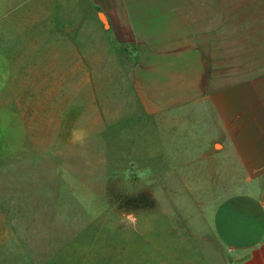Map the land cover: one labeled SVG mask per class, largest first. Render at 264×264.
<instances>
[{
	"label": "rangeland",
	"instance_id": "374dc122",
	"mask_svg": "<svg viewBox=\"0 0 264 264\" xmlns=\"http://www.w3.org/2000/svg\"><path fill=\"white\" fill-rule=\"evenodd\" d=\"M77 6L78 24L91 23L86 33L77 26L78 39L91 43L45 65L14 58L0 95V264L218 263L209 216L235 171L190 169L165 154L180 145L179 123L139 102L148 71L179 82L181 59L125 56L98 1ZM213 60L198 58L202 73L188 59V81H207ZM219 62L223 76L232 59Z\"/></svg>",
	"mask_w": 264,
	"mask_h": 264
},
{
	"label": "crops",
	"instance_id": "0c3cea01",
	"mask_svg": "<svg viewBox=\"0 0 264 264\" xmlns=\"http://www.w3.org/2000/svg\"><path fill=\"white\" fill-rule=\"evenodd\" d=\"M97 1L125 56L181 59L179 82L160 83L149 70L154 78L138 84L145 114L165 111L166 122L179 123L180 145L165 154L180 153L190 169L235 171L209 216L223 251L214 264H264V0ZM77 7V0H0V95L12 86L14 58L45 65L76 57L78 41L91 43L90 34L78 39L77 26L86 33L91 23L78 24ZM204 57L216 59L212 74L189 82L188 59L203 73ZM222 57L232 59L223 76Z\"/></svg>",
	"mask_w": 264,
	"mask_h": 264
},
{
	"label": "clouds",
	"instance_id": "9594fccd",
	"mask_svg": "<svg viewBox=\"0 0 264 264\" xmlns=\"http://www.w3.org/2000/svg\"><path fill=\"white\" fill-rule=\"evenodd\" d=\"M150 174H151V169L150 168H145V169L140 170V171L137 172L138 177L141 178V179H143L144 177H146V176H148ZM125 176L127 178V172L125 173Z\"/></svg>",
	"mask_w": 264,
	"mask_h": 264
}]
</instances>
